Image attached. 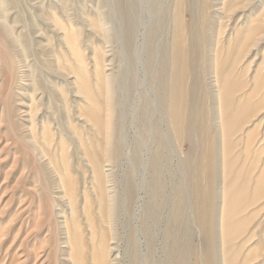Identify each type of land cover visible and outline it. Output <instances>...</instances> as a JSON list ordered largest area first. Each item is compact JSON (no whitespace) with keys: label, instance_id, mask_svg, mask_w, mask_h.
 Listing matches in <instances>:
<instances>
[{"label":"rangeland","instance_id":"1","mask_svg":"<svg viewBox=\"0 0 264 264\" xmlns=\"http://www.w3.org/2000/svg\"><path fill=\"white\" fill-rule=\"evenodd\" d=\"M0 264H264V0H0Z\"/></svg>","mask_w":264,"mask_h":264},{"label":"bare ground","instance_id":"2","mask_svg":"<svg viewBox=\"0 0 264 264\" xmlns=\"http://www.w3.org/2000/svg\"><path fill=\"white\" fill-rule=\"evenodd\" d=\"M260 197H257V200L259 199ZM257 200H255V201H257ZM249 262V261H248Z\"/></svg>","mask_w":264,"mask_h":264}]
</instances>
